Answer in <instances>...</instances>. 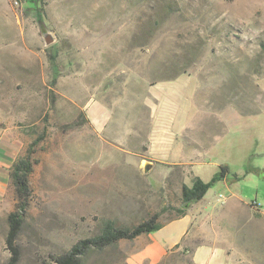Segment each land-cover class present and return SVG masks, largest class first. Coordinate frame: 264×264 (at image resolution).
<instances>
[{"label": "rangeland", "instance_id": "obj_1", "mask_svg": "<svg viewBox=\"0 0 264 264\" xmlns=\"http://www.w3.org/2000/svg\"><path fill=\"white\" fill-rule=\"evenodd\" d=\"M40 14L0 0V129L16 157L38 140L14 264H45L105 219L175 217L181 185L221 167L185 218L194 241L218 245L197 256L264 264V0H43ZM7 157L0 146V264L15 205ZM125 242L81 264H125Z\"/></svg>", "mask_w": 264, "mask_h": 264}, {"label": "trees", "instance_id": "obj_2", "mask_svg": "<svg viewBox=\"0 0 264 264\" xmlns=\"http://www.w3.org/2000/svg\"><path fill=\"white\" fill-rule=\"evenodd\" d=\"M28 3L30 4V7L34 9L39 22H41L40 13L42 11L43 0H28ZM173 5L175 6L168 4L167 8L171 9V7H174L175 10H177V4L174 2ZM52 61V70L55 79L58 70L54 56H52ZM177 74L179 73L166 77L165 80L171 79ZM37 141L38 140H34L27 147L23 155L15 158L8 171L15 194V205L14 209L7 215L8 231L6 235V244L10 250L11 256L5 264H14L18 259L19 251L15 240L28 206V198L30 194L29 176L33 171L31 147L35 145ZM223 173L224 168L221 167L220 171L214 173L209 181H203L200 177L195 176L190 185L182 184L180 190L182 208L177 209V212H179L178 215L168 218L165 221L183 215L192 203L199 201L205 195L211 185L223 176ZM164 209L165 208H161L156 212L148 214L144 219L130 227L118 226L113 220L105 219L102 222L100 231L96 235L77 241L68 250L59 255L53 256L51 261L45 264H81L83 256L90 249H102L105 246L117 243L119 240H130L142 233L155 231L163 224V222L158 221V218Z\"/></svg>", "mask_w": 264, "mask_h": 264}, {"label": "crops", "instance_id": "obj_3", "mask_svg": "<svg viewBox=\"0 0 264 264\" xmlns=\"http://www.w3.org/2000/svg\"><path fill=\"white\" fill-rule=\"evenodd\" d=\"M102 110L103 109H101V111ZM89 121L95 128L102 129L106 120L97 115L95 118L90 116ZM0 146L7 151L9 162L7 168H9L16 158V149L13 142H8V138L5 137L1 129ZM184 184L190 185L191 183L188 184L184 182ZM5 186L6 184L0 186V195L4 193ZM197 202L198 201L192 203L183 215L169 221H163L159 229L149 233H142L130 240L125 239L126 242L124 245H126V255L124 263L185 264V252H187L188 248H191L189 256L191 264H203L201 257H198L197 253L202 251V249H206V251L209 250L212 255L218 245L206 241H194L195 238L201 237L199 234L200 229L198 228V222L188 225L185 218Z\"/></svg>", "mask_w": 264, "mask_h": 264}, {"label": "water", "instance_id": "obj_4", "mask_svg": "<svg viewBox=\"0 0 264 264\" xmlns=\"http://www.w3.org/2000/svg\"><path fill=\"white\" fill-rule=\"evenodd\" d=\"M43 37H44V40H45V43L46 44H49L50 42H52L53 41V36L49 33V32H45L44 34H43ZM143 166H144V169L145 170H148L149 169V167H150V163L149 162H144L143 163Z\"/></svg>", "mask_w": 264, "mask_h": 264}, {"label": "built area", "instance_id": "obj_5", "mask_svg": "<svg viewBox=\"0 0 264 264\" xmlns=\"http://www.w3.org/2000/svg\"><path fill=\"white\" fill-rule=\"evenodd\" d=\"M18 2H19V0H14V3H15V4H18Z\"/></svg>", "mask_w": 264, "mask_h": 264}]
</instances>
